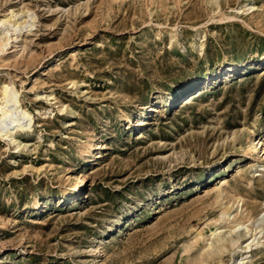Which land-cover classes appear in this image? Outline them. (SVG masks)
<instances>
[{"label": "rangeland", "instance_id": "1", "mask_svg": "<svg viewBox=\"0 0 264 264\" xmlns=\"http://www.w3.org/2000/svg\"><path fill=\"white\" fill-rule=\"evenodd\" d=\"M5 16L0 93L27 118L9 141L0 95V264H235L229 228L257 234L264 210V0H0ZM256 239L242 264H264V224Z\"/></svg>", "mask_w": 264, "mask_h": 264}, {"label": "bare ground", "instance_id": "2", "mask_svg": "<svg viewBox=\"0 0 264 264\" xmlns=\"http://www.w3.org/2000/svg\"><path fill=\"white\" fill-rule=\"evenodd\" d=\"M250 8H254V6H250ZM20 24L19 22L13 20L11 17L9 16H5L3 17L2 19H0V51L3 52V48L4 46H6V43L8 42V40L12 37V36H16L18 35L17 32H18V29L20 28ZM201 45V44H200ZM201 47V46H200ZM264 56V54L262 55ZM230 66H233V64L230 62L228 63ZM223 67L221 68H218L216 70H219V69H222ZM192 79L191 78H186V79H183L175 84H173L168 92V95L170 97H174L175 95V90H180L181 88H183L188 82H190ZM0 95L2 96V99L4 100L5 102V106L7 108V114L13 118V121L10 123L13 125L12 129L10 130V133L9 132H5L3 130V128H1V131L3 130L5 133L7 138L9 137V141H14V136L12 134L13 130L15 129V126L17 127H23L25 126L24 124V120L27 118V115H26V112L24 110H21L19 105H18V94L16 92V90L9 85H3L2 89H1V93ZM1 99V100H2ZM4 104V103H3ZM2 104V105H3ZM150 108L152 107V105H148ZM5 108V109H6ZM3 111V110H2ZM1 111V112H2ZM7 116V115H6ZM9 118V117H8ZM11 118V119H12ZM11 121V120H10ZM27 121V120H26ZM7 121H0L1 125L4 126V125H8V123H6ZM129 122V121H128ZM16 123V124H15ZM0 131V132H1ZM9 131V130H8ZM2 133V132H1ZM258 144V145H257ZM18 145V144H17ZM260 146L262 145L261 142L258 140L255 144L252 145V147H249L248 148V152L249 153H254L256 152V148L257 146ZM260 151H261V155L264 154V149L263 147L261 146L260 147ZM257 153V152H256ZM258 156V155H257ZM264 156V155H263ZM262 156V157H263ZM264 170V165L261 166V170L262 171ZM74 180H75V186L74 188L77 189L81 186V180L79 179L78 176H75L74 177ZM63 195H68V193H65ZM38 206V203L35 204V208ZM228 215H230L228 212H225L223 211L220 215V219H228ZM231 217V216H230ZM253 222V225L255 226V229H259L258 233H261L262 229H263V224H264V210L262 211V213L260 214V216L258 218H256L255 220L252 221ZM241 229H244L245 231L241 232ZM215 231H213L211 233V235L214 233ZM241 232V233H239ZM251 230L247 227L246 224L244 223H236L229 228V234H237L235 236V238H228L229 239V242L230 245L232 247H234L237 243H239L238 241L241 240L242 238H244L243 241L240 242V244H244L243 246H240V248H238V252H239V255H240V258H238L236 261H235V264H242L243 263V259L245 257H243V254H246L247 252L250 251L251 247L252 246H257L260 242L257 241L256 239V233L254 234H251ZM216 233V232H215ZM239 233V234H238ZM247 235H249L248 237H246ZM223 236V235H222ZM250 239V240H249ZM222 238L221 237H218L216 239V241H221ZM224 243V242H223ZM228 245V244H227ZM209 247L211 248L212 247V243L210 242L209 243ZM225 246H220L219 247V251H221L222 249H224Z\"/></svg>", "mask_w": 264, "mask_h": 264}]
</instances>
